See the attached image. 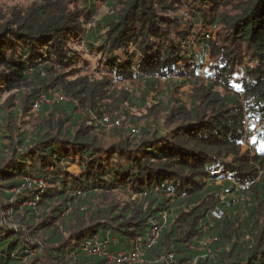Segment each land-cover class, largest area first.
Instances as JSON below:
<instances>
[{"label":"trees","instance_id":"obj_1","mask_svg":"<svg viewBox=\"0 0 264 264\" xmlns=\"http://www.w3.org/2000/svg\"><path fill=\"white\" fill-rule=\"evenodd\" d=\"M74 44L98 54V76ZM187 86L188 104L160 101ZM4 92L0 264H115L84 246L136 252L151 221L164 227L140 264H264V0L12 7L0 16ZM54 93L69 101L39 100ZM124 106L146 112L128 118L136 132L97 125L128 117ZM34 113L40 124L20 131Z\"/></svg>","mask_w":264,"mask_h":264},{"label":"rangeland","instance_id":"obj_2","mask_svg":"<svg viewBox=\"0 0 264 264\" xmlns=\"http://www.w3.org/2000/svg\"><path fill=\"white\" fill-rule=\"evenodd\" d=\"M41 0H0V16L4 15L7 13V10H9L12 7H19V8H25L27 7L29 4L33 3V2H39ZM98 13L100 14H104L106 11V8L103 5H99L97 8ZM172 16V15H170ZM73 49L75 51H77L79 53V55L83 56L84 58H86V60L88 61V69H87V73L89 75L93 74L94 76H98L96 73L94 72L95 66H96V60L98 57V54L95 52H88L87 50L84 49L83 44H74L73 45ZM195 52H197V49H194ZM166 84L167 82H161L159 85V89L157 91V94H161L163 93L164 89H166ZM137 83L134 84H130V85H124L125 89H127L130 93H132L133 91H135L136 87H137ZM11 94H16V92H12ZM190 94H191V88L190 87H180L177 89V91H172L171 93L168 92L166 95H164V99L160 100L162 101V103H165L167 101V98L172 97L176 100H179L182 103L188 104L189 103V98H190ZM153 94H151L152 96ZM10 96V93H6L4 92L0 97V101H4L6 100L8 97ZM138 101L139 99H141V97H138ZM154 98H156L155 96L151 97H146V102H147V106L148 108L152 107L155 103H157V101L154 100ZM39 100H43L45 101V103L49 104L51 103V101H60V102H65L67 103L69 101V99H65L64 97L62 98V96H60L59 94H50V98L49 101L44 100L43 98L39 99ZM139 103V102H138ZM38 104V103H36ZM38 107L37 105H34V110H37ZM125 112H127V114L129 115L128 117L124 114H114L113 116H118V118H121V124L123 121V125L125 127H130L133 128L134 125H132L129 121L130 118H134V119H138L141 116H143L146 112L144 109H141L139 106L134 107H130V106H124ZM37 113H34V115L32 116V118L30 116H24L21 118L20 122L21 125H19L20 127V131L22 130H27L28 132H31L37 125L40 124L41 119L38 118ZM40 117V116H39ZM129 118V119H128ZM121 126V125H120ZM135 130H137V127H135ZM245 150V148H243V151ZM8 156H4L5 161L3 163H5L8 160ZM77 162V161H76ZM68 172L72 173V174H78L79 172L77 171L76 167L73 166H69ZM28 203V202H27ZM27 206H29V204H27ZM1 223L2 225L8 224L6 222V219L4 218V216L1 219ZM65 237H69L68 233H65ZM103 249V247H102ZM102 255V253H101Z\"/></svg>","mask_w":264,"mask_h":264},{"label":"built area","instance_id":"obj_3","mask_svg":"<svg viewBox=\"0 0 264 264\" xmlns=\"http://www.w3.org/2000/svg\"><path fill=\"white\" fill-rule=\"evenodd\" d=\"M97 125L105 130H109L114 127H119L121 125V118L109 117L105 116L102 119L97 121ZM133 132H136L135 128H132ZM31 182H27L25 185H22L23 188H29L31 186ZM27 204L29 206H34L35 203L29 201ZM165 220V217L162 218ZM164 226H161L159 223L155 221H151V227L148 230L146 236L143 239L138 238L136 240V244L139 249L136 252H118V253H106L104 252V245H100L96 239L92 242V244H87L84 246V251L87 255H101V253L105 256L108 263H115V264H140L143 262L142 260V251L141 248L146 250L151 249L159 236L161 229ZM103 247V249H102Z\"/></svg>","mask_w":264,"mask_h":264},{"label":"crops","instance_id":"obj_4","mask_svg":"<svg viewBox=\"0 0 264 264\" xmlns=\"http://www.w3.org/2000/svg\"><path fill=\"white\" fill-rule=\"evenodd\" d=\"M70 166L76 167L77 171L80 173L79 168H78L76 165H70ZM68 169H69V168H68ZM79 173H78V174H79Z\"/></svg>","mask_w":264,"mask_h":264}]
</instances>
